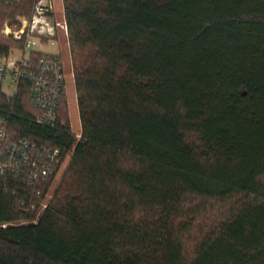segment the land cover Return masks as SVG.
Wrapping results in <instances>:
<instances>
[{"label": "trees", "instance_id": "obj_1", "mask_svg": "<svg viewBox=\"0 0 264 264\" xmlns=\"http://www.w3.org/2000/svg\"><path fill=\"white\" fill-rule=\"evenodd\" d=\"M36 1L0 0V53ZM63 4L82 133L0 91L15 135L73 148L42 212L0 188V264H264V0ZM204 200L236 202L206 230Z\"/></svg>", "mask_w": 264, "mask_h": 264}, {"label": "built area", "instance_id": "obj_2", "mask_svg": "<svg viewBox=\"0 0 264 264\" xmlns=\"http://www.w3.org/2000/svg\"><path fill=\"white\" fill-rule=\"evenodd\" d=\"M60 32L69 38L64 10L62 17L57 16L55 0H37L30 16H20L2 29L3 36L13 38L20 45L11 47L8 53H0V91L14 98L20 82H29L30 103L39 110L35 120L51 128L67 127L60 117L61 101L67 93V69L61 55L44 53L40 47L57 38ZM33 53L41 55L33 57ZM7 88H13V93L9 94ZM72 153L73 148L65 154L61 147L15 135L0 118V188L14 194L22 191L32 196H44L40 212L52 197L51 188L65 157ZM45 186L47 190H44ZM29 207L34 209L35 204Z\"/></svg>", "mask_w": 264, "mask_h": 264}, {"label": "rangeland", "instance_id": "obj_3", "mask_svg": "<svg viewBox=\"0 0 264 264\" xmlns=\"http://www.w3.org/2000/svg\"><path fill=\"white\" fill-rule=\"evenodd\" d=\"M55 10L57 16L62 17L63 15V3L62 0H55ZM2 34V31H1ZM40 50L44 53L57 54L61 55L65 64H66V73H67V107H68V117L62 116V120L68 121L70 124V128L73 133L81 134V119L79 114V108L77 103V94L75 87V74H74V66L73 59L71 55L69 38L66 34L60 32L59 36L53 40L48 41L43 46L40 47ZM13 88H7L6 91L9 94L13 93ZM69 119V120H67ZM69 158H65V163L56 178V181L51 188L52 193L53 190L57 187L61 178L66 170L68 165ZM236 200H228L226 202H216L211 200H204V206L200 210V213L196 214L194 218V224L204 226L206 230L213 227L217 222L225 219L228 215H230V209L235 205Z\"/></svg>", "mask_w": 264, "mask_h": 264}, {"label": "crops", "instance_id": "obj_4", "mask_svg": "<svg viewBox=\"0 0 264 264\" xmlns=\"http://www.w3.org/2000/svg\"><path fill=\"white\" fill-rule=\"evenodd\" d=\"M62 3H63V0H62ZM63 10H64V4H63Z\"/></svg>", "mask_w": 264, "mask_h": 264}]
</instances>
